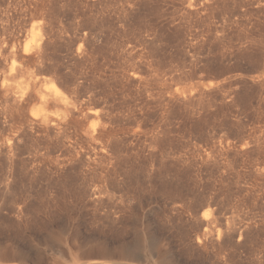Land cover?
<instances>
[{"label":"rangeland","instance_id":"374dc122","mask_svg":"<svg viewBox=\"0 0 264 264\" xmlns=\"http://www.w3.org/2000/svg\"><path fill=\"white\" fill-rule=\"evenodd\" d=\"M0 263L264 264V0H0Z\"/></svg>","mask_w":264,"mask_h":264},{"label":"bare ground","instance_id":"6f19581e","mask_svg":"<svg viewBox=\"0 0 264 264\" xmlns=\"http://www.w3.org/2000/svg\"><path fill=\"white\" fill-rule=\"evenodd\" d=\"M51 86V88L56 92V94H61V91L60 89L58 88V86L56 85V83L54 81H52L51 79L50 80H47ZM109 257V256H108ZM110 258V257H109ZM22 262V261H21ZM86 262V261H85ZM100 262V261H99ZM84 263V262H83ZM1 264V263H0ZM4 264V263H3ZM26 264V263H25ZM73 264V263H72ZM90 264V263H89ZM99 264V263H98ZM102 264V263H100ZM105 264V263H104Z\"/></svg>","mask_w":264,"mask_h":264}]
</instances>
